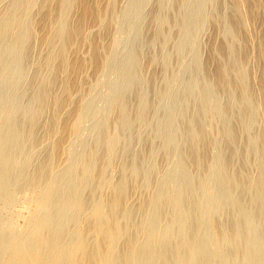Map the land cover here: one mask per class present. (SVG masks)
Here are the masks:
<instances>
[{"label":"bare ground","instance_id":"bare-ground-1","mask_svg":"<svg viewBox=\"0 0 264 264\" xmlns=\"http://www.w3.org/2000/svg\"><path fill=\"white\" fill-rule=\"evenodd\" d=\"M38 4L45 8L40 16L34 10ZM185 5L181 0L180 7ZM230 6L232 14L217 16L227 35L214 45L209 61L215 66L201 67L208 85L198 113L202 119L175 111L176 125L188 124L182 132L187 154L174 169L161 172L154 186L137 161L124 163L120 179L107 174L118 129L133 119L120 97L112 98L114 113L107 118L114 129L98 132L96 143L104 142V151L82 141L99 78L79 100L74 96L89 66L103 74L114 57V42L99 43L93 27L108 30L118 22L115 0L10 2L0 16V61L7 56L3 72L26 59L31 38L48 49L36 65L28 124L11 130L12 107L0 109V264H264V237L259 243L253 239L256 229L264 228V30L255 27L264 21V0H230ZM155 21L162 28L166 19ZM239 36L245 37L242 46L235 44ZM220 92L238 103V126L213 136L204 123L215 127L210 105ZM149 107L142 96L135 118L142 120ZM11 133L12 143L28 152L35 142L47 145V155L36 163L21 160L7 147ZM220 140L229 142L228 150L212 157ZM72 147L80 148L77 156ZM238 155L245 166L234 170ZM179 173L182 183L173 186ZM227 188L232 191L224 198ZM136 192L141 197L134 205ZM210 245L214 252L202 258Z\"/></svg>","mask_w":264,"mask_h":264},{"label":"rangeland","instance_id":"rangeland-1","mask_svg":"<svg viewBox=\"0 0 264 264\" xmlns=\"http://www.w3.org/2000/svg\"><path fill=\"white\" fill-rule=\"evenodd\" d=\"M11 1L0 0V16ZM180 1L115 0L118 22L108 30L100 26L93 27V33L98 37L99 43L114 42V57L103 74H96L91 66L86 69L85 83L74 96V100H79L80 94L99 78L95 92L87 104L82 141L89 148L100 152L104 151L105 143H96L98 132L114 129L113 125L107 122V118L114 113L112 98L120 97L121 101L130 107L133 119L130 124H122L118 129L114 163L107 172L113 179L123 176L124 163L137 161V165L147 171L152 185L155 186L160 180L161 172L174 169L176 160L187 154V143L182 140V132L188 124L184 123L178 127L175 111L186 110L188 114L195 116V120L202 119L198 113L205 107L201 97L208 85L202 77L201 67L209 71L214 68L215 63L209 61L214 45L227 35L217 16L232 14V8L230 0H186L184 8L180 7ZM44 9L38 4L34 9L35 14L42 15ZM156 16L166 19L162 28L158 27ZM255 27L259 33L262 32L264 21H258ZM161 29L162 32L158 33ZM192 38L195 39L194 45ZM244 42L245 37L242 36L235 40L237 46H242ZM28 44V56L14 69L3 72L7 56L1 57L0 61V109L3 106L12 107V114L8 119V127L11 130L26 126L29 122V110L33 107L31 95L34 91L33 77L36 65L48 49L34 37ZM247 51L251 55L254 54L249 43ZM83 54L88 56L85 45ZM220 59L225 60L226 55L222 54ZM14 79L16 83L13 82ZM142 96L149 101L150 107L144 111L142 120H138L135 117L139 113ZM211 106L216 125L211 127L209 123H204L205 129L211 135L215 136L220 129L228 126H238L239 106L229 94L220 92L215 95ZM257 127L255 125L252 131L256 132ZM244 141L245 136L241 138L240 143ZM228 143L220 140L210 155L216 157L222 149L228 150ZM7 147L13 148L12 151L16 152L21 160L25 161L30 157L34 163L41 161L48 152L47 145L37 142L30 152L20 148L19 143H12V133ZM245 147L246 143L243 146L244 151ZM71 152L77 156L80 148L72 147ZM233 161L234 170L245 166L240 155L235 156ZM181 183L180 173L171 179L173 186ZM215 183L219 189L222 187L220 181L215 180ZM231 191L230 188L223 189V197L227 198ZM186 192L187 187H182L181 193ZM140 197V192L133 194L134 205L139 203ZM245 197L243 194L242 198ZM263 237L264 228H257L254 241L259 243ZM215 247H207L201 257L209 256ZM261 255L264 257V250ZM214 264H217V261Z\"/></svg>","mask_w":264,"mask_h":264}]
</instances>
